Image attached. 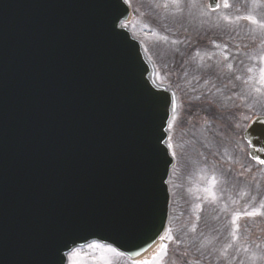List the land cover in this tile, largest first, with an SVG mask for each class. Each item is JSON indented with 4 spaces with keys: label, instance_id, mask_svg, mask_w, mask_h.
<instances>
[{
    "label": "water",
    "instance_id": "1",
    "mask_svg": "<svg viewBox=\"0 0 264 264\" xmlns=\"http://www.w3.org/2000/svg\"><path fill=\"white\" fill-rule=\"evenodd\" d=\"M128 14L124 0H0V264H61L58 249L65 264L93 239L134 258L165 229L151 148L165 97L168 122L175 101L119 28Z\"/></svg>",
    "mask_w": 264,
    "mask_h": 264
},
{
    "label": "rangeland",
    "instance_id": "2",
    "mask_svg": "<svg viewBox=\"0 0 264 264\" xmlns=\"http://www.w3.org/2000/svg\"><path fill=\"white\" fill-rule=\"evenodd\" d=\"M127 2L136 14L125 25L144 44L155 82L175 94L177 110L173 114L175 119L170 120L168 143L178 163L171 173L170 188L176 193V225L181 226L183 240L189 246L184 243L179 248L176 243L167 248V255L159 246L150 256L129 263L108 246L91 242L72 250L67 264H142L145 260L153 264H264V187L242 186L236 180V187L229 183L232 185L228 190L224 184L225 173L230 180L243 169L238 160L245 154L246 145L240 133L247 112L255 109L264 113V87L260 92L253 90L259 86L260 69L264 68V62L259 60L264 55V30L234 18L251 14L264 19V0H228V9L219 0L221 7L215 12L208 10L207 0ZM171 6L176 10L169 21L171 16L167 18L169 14L165 12ZM224 16L233 19H220ZM174 28H180L176 37L167 33ZM176 50L177 59L173 61L170 53ZM208 60L215 66L207 68ZM229 64L233 65L231 71ZM216 76L214 86L208 80ZM236 76L241 79L236 80ZM205 107L215 109L214 117L203 112ZM219 113H226L224 120L216 119ZM238 178L244 179L239 174ZM200 205L206 215L197 211ZM253 211L260 214H245ZM199 212L201 220L197 218ZM236 213L239 219L234 226ZM204 223L219 225L215 239L219 251L214 249L213 230L208 232L211 226ZM225 225L227 231H223ZM175 226L164 235L171 236ZM198 230L206 233L204 237L197 235Z\"/></svg>",
    "mask_w": 264,
    "mask_h": 264
},
{
    "label": "snow or ice",
    "instance_id": "3",
    "mask_svg": "<svg viewBox=\"0 0 264 264\" xmlns=\"http://www.w3.org/2000/svg\"><path fill=\"white\" fill-rule=\"evenodd\" d=\"M125 2H127V0H125ZM181 2V0H173V3H179ZM221 4L217 3L216 0H209L208 3V10L211 12H215L218 9H220ZM231 7V4L228 2V0H223V8L228 9ZM220 19H223L225 21L231 22L233 18L228 17V16H224L221 17ZM235 20H245L248 21L250 24L254 25L257 29L260 30H264V19H257L255 18L253 15L249 14V15H244V16H239L237 15L235 18ZM115 27V20L113 21V28ZM259 60L264 62V55H261L259 57ZM233 65L229 64L227 65V68L229 69V71H231ZM249 72L252 71V69H248ZM236 80H240L241 77L240 76H236L235 77ZM260 84L259 86L255 87L253 90L256 92H260L261 87H264V68L260 69ZM143 101L144 104L146 105V107L149 109L151 115L154 112L155 106L157 104V101L154 99V94H145L143 95ZM171 105V100L168 97H165L164 99V113L163 115L160 117V121L161 123L156 125V130L159 133L158 135H155V142L152 145L151 151L154 153V155L156 156V158L161 161L163 163V169L161 171L160 177H159V183L161 188L163 189V191H165V185L168 184V180L166 179V176L169 173V170L173 164V159L175 157V153L172 152L170 153L168 151V148L171 147V145L166 143L167 140V133L163 130L165 127V124L168 123V108ZM173 119H175V117H173ZM249 118L245 117V120L247 121ZM229 127H232L231 124H229ZM235 127H239V124L235 125ZM244 132H246L248 135L253 137V140L255 143H260L261 145H264V120H262L259 116H257L254 120V122L250 125H248L247 128H245L243 130ZM260 150H264V148L262 149H258V151ZM258 163L260 164H264V159H258ZM215 184V177H213V185ZM167 195H165L163 204L166 205L167 203ZM262 207H264V205H262ZM164 211V208H162V211ZM248 216H256L259 215L260 213L253 211V212H248L245 213ZM152 216L151 212L148 213V217L150 218ZM239 219V213H236L233 215V220H232V224L235 226L236 225V221ZM155 219L151 222V225L154 223ZM150 226H148L147 223L142 224V225H138L135 228H133L127 239L129 240H135L140 238L145 230L147 228H149ZM164 229V224L161 223L158 226V230L155 233V235L153 237H149V239L151 240V244H149L148 246L151 247L152 244H156L157 240L160 241V247L164 250L165 255H167V247L166 245L163 243L164 241L168 240H172L171 236H165L164 234H162L161 230ZM236 231V228H233V232ZM235 238V237H234ZM118 244V240L115 241ZM144 243H148V241H144ZM69 246V242L65 243L63 245L62 248H67ZM109 250L110 251H116L115 248H112L109 245ZM59 252V255L61 257V264H63V256L61 255V249L57 250ZM142 264H153L152 261L149 260H145L142 261Z\"/></svg>",
    "mask_w": 264,
    "mask_h": 264
},
{
    "label": "flooded vegetation",
    "instance_id": "4",
    "mask_svg": "<svg viewBox=\"0 0 264 264\" xmlns=\"http://www.w3.org/2000/svg\"><path fill=\"white\" fill-rule=\"evenodd\" d=\"M243 175L246 176L247 179H253L254 185L258 187L264 186V164L258 163V160H254L248 156L244 158Z\"/></svg>",
    "mask_w": 264,
    "mask_h": 264
},
{
    "label": "trees",
    "instance_id": "5",
    "mask_svg": "<svg viewBox=\"0 0 264 264\" xmlns=\"http://www.w3.org/2000/svg\"><path fill=\"white\" fill-rule=\"evenodd\" d=\"M174 202H175V197H174V201H173V204H172V212H171V216H170V228L171 229H173L174 226L176 225V219L178 217V215H176V213H175V208H174L175 207V204H174ZM202 210H203V208L201 207L200 212ZM200 212H199V215L197 217L199 220H201V213ZM175 228H176V226H175ZM173 232H174L173 233L174 240L178 241L179 242V245H182L183 244V238L181 237L180 233L179 232H176V231H173ZM172 246H173V243L171 242L169 244V247H172ZM179 248H182V246L179 247Z\"/></svg>",
    "mask_w": 264,
    "mask_h": 264
},
{
    "label": "bare ground",
    "instance_id": "6",
    "mask_svg": "<svg viewBox=\"0 0 264 264\" xmlns=\"http://www.w3.org/2000/svg\"><path fill=\"white\" fill-rule=\"evenodd\" d=\"M160 241L158 240L156 244H153L151 247H149L141 256H139L137 259H143L147 256H150L152 253H154L158 247H159Z\"/></svg>",
    "mask_w": 264,
    "mask_h": 264
}]
</instances>
